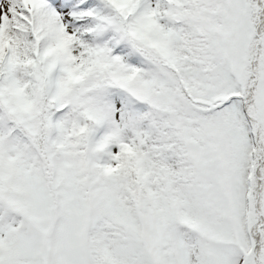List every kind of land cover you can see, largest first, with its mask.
I'll return each mask as SVG.
<instances>
[{"label": "snow or ice", "instance_id": "6c2138e0", "mask_svg": "<svg viewBox=\"0 0 264 264\" xmlns=\"http://www.w3.org/2000/svg\"><path fill=\"white\" fill-rule=\"evenodd\" d=\"M0 264H264V0H0Z\"/></svg>", "mask_w": 264, "mask_h": 264}]
</instances>
